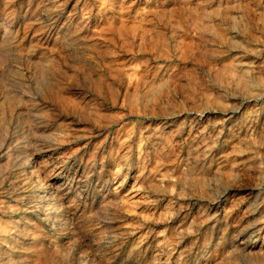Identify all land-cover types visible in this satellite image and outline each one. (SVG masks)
Here are the masks:
<instances>
[{"label":"rangeland","instance_id":"1","mask_svg":"<svg viewBox=\"0 0 264 264\" xmlns=\"http://www.w3.org/2000/svg\"><path fill=\"white\" fill-rule=\"evenodd\" d=\"M0 32V264H264V0H0Z\"/></svg>","mask_w":264,"mask_h":264},{"label":"bare ground","instance_id":"2","mask_svg":"<svg viewBox=\"0 0 264 264\" xmlns=\"http://www.w3.org/2000/svg\"><path fill=\"white\" fill-rule=\"evenodd\" d=\"M5 23V21H4ZM2 25H4L3 23H1ZM6 26V24H5ZM9 26V25H8ZM8 28V27H7ZM1 33V32H0ZM2 35V34H0ZM6 38V37H5ZM9 42V41H8ZM7 42V43H8ZM6 43V42H5ZM7 45V44H6ZM1 47H2V43H1ZM1 51V50H0ZM1 53V52H0ZM246 99V98H245ZM245 99H241L240 103L238 105L235 104V106H231L230 108H228L226 111H225V116H226V121L227 122H232L233 119H235V117H237V114L239 113V110L241 108V106H243L245 103H246V100ZM2 103V102H1ZM1 114V113H0ZM2 117V116H0ZM4 117V116H3ZM2 121V120H1ZM1 123V122H0ZM3 123V121H2ZM229 124V123H228ZM24 127V126H23ZM20 139V138H19ZM23 140H25L23 138ZM23 142V141H22ZM25 142V141H24ZM20 143V142H19ZM21 145V143H20ZM19 145V146H20ZM27 145V143H26ZM28 146V145H27ZM26 146V147H27ZM23 147V146H22ZM25 147V146H24ZM21 149V148H20ZM23 150L21 149V152ZM22 159V158H21ZM25 159V158H24ZM21 161V160H20ZM28 161V160H27ZM23 162H26L23 161ZM28 163V162H27ZM27 163H25V165L27 166ZM20 164H23L22 162ZM31 164V163H30ZM42 165V164H41ZM59 165V164H58ZM23 166V165H22ZM25 167V166H24ZM29 167V166H28ZM46 167V166H45ZM54 167H56L54 165ZM27 168V167H26ZM45 169V168H44ZM52 169V168H51ZM71 169V168H70ZM42 169L39 167H35L33 165V167H31L30 169L28 168V172H27V175L30 176L31 178V183L34 185V192L31 191L33 193L32 197H31V200L33 202H37V204H39L40 206L44 207V208H52L50 207V205L52 204L51 202L53 201V199L55 198V194H56V191H57V184H56V179L54 178V176H42L41 175V171ZM53 170V169H52ZM66 170V169H65ZM23 171V170H22ZM25 171V169H24ZM47 171V170H46ZM50 171V170H49ZM58 174V175H61L63 179H68L70 184L72 185L74 182L76 183L77 179H76V175H80L78 172V170L75 171V173L73 174L74 176L72 178H69L70 174H66L64 169H61L60 167L57 168L55 170ZM26 172V171H25ZM24 172V174H25ZM46 173V172H45ZM46 174H49V173H46ZM21 175V174H20ZM44 175V174H43ZM61 178V177H60ZM61 178V179H62ZM81 178V177H80ZM78 178V179H80ZM81 180V179H80ZM29 181V180H28ZM64 182V181H63ZM66 182V181H65ZM81 182V181H80ZM61 183V182H60ZM59 183V184H60ZM67 183V182H66ZM31 184V185H32ZM77 184V183H76ZM80 184V183H79ZM77 186V185H76ZM60 187V185H59ZM216 187V186H215ZM218 187V186H217ZM216 187V188H217ZM219 188V187H218ZM10 189V188H9ZM70 189V188H69ZM215 189V188H214ZM216 190V189H215ZM59 191V190H58ZM213 195V196H212ZM211 195V199L209 201V209L207 210L208 212H217L220 208H221V205L224 201V197L226 195L225 191L224 190H217V191H214V194ZM91 197V196H90ZM29 201V200H28ZM54 204V203H53ZM62 206H63V203H61ZM38 205V206H39ZM54 207V206H53ZM54 209V208H53ZM2 211L4 213H12L14 214V209L11 208V206L9 207H2ZM207 212V213H208ZM75 214V213H74ZM74 214L70 213V214H57V213H51L49 212L46 217H47V221H50V223L52 224V226L56 227L57 226V223H59L60 225H71L72 224V220L74 218ZM213 214H216V213H213ZM214 216V215H212ZM45 217V218H46ZM215 218V216H214ZM258 226V225H256ZM250 228V227H249ZM249 231H251V233H253L255 235V237L257 236L255 233H258L260 231V229H258V227H252L251 229H249ZM248 233V232H247ZM252 235V234H251ZM250 235V236H251ZM249 236V235H248ZM248 236H244V234L238 239L240 240L238 243L241 245L240 247H242L243 249H245L246 247L248 246H253L255 244V241H250L249 240V237ZM237 237V236H236ZM236 240V238H235ZM252 240H255V239H252ZM233 242V241H232ZM234 243V242H233ZM235 244V243H234ZM233 244V245H234ZM237 246V245H236ZM236 246H234L233 248H237ZM243 251V250H241Z\"/></svg>","mask_w":264,"mask_h":264}]
</instances>
